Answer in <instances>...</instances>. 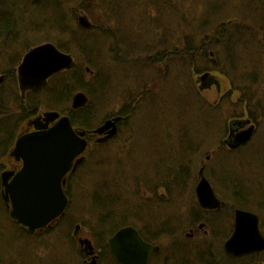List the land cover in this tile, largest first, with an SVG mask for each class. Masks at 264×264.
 <instances>
[{
    "label": "rangeland",
    "instance_id": "1",
    "mask_svg": "<svg viewBox=\"0 0 264 264\" xmlns=\"http://www.w3.org/2000/svg\"><path fill=\"white\" fill-rule=\"evenodd\" d=\"M68 1L70 3L69 14L71 15V11L74 13V18L70 17L74 26L78 25L77 18L82 15L86 16L90 23L92 21L98 25L104 23L103 13H99L94 5L91 6L90 12L86 10L84 12L75 9L80 0ZM215 1L128 0L124 5L127 9H124L118 18L128 35L126 36L129 38V42L128 40L123 41L126 48L118 44V51L123 52L126 59L123 63L121 60L116 62L113 55L109 53V45L101 47L102 72L100 74L105 75L104 78L107 77L105 79L110 80L111 84L114 83V85L106 92L104 98H94L87 111L94 116L97 115L95 120L98 124L92 128L98 127L103 120L108 119V116L114 117L116 114L118 116V111L121 112L127 103L131 108L130 113L126 114L125 122L121 125V133L116 134L115 139L93 147L94 151H89L90 154H88L89 152L86 154L84 163L71 180L72 203L67 217L60 224L49 227L45 233L41 232L35 237L24 236L23 234L20 236V231L24 233L21 227L13 223L10 224L8 221H4L0 225V233L5 237L4 242L8 241L13 249L16 247L20 251L27 249L24 251V256L28 258L25 259V262L28 260L32 261V264H82L77 258L76 249L79 248L72 236L75 226L80 224V236L89 238L97 251L96 264H112L109 256L103 250L104 240L98 239V237L97 240L92 233L98 231V229L93 230L97 215L93 214L95 210L92 198L96 202L95 192L101 190L104 194V189L105 191L110 190L112 193V188L118 194V205L126 202L127 206H131V209L120 207L118 217L127 218L128 222L125 223L137 226L154 244L162 246L164 251H168L169 247L175 244L182 248L187 247V245L204 247L223 244L229 236L231 217L220 216V214L215 216L203 214L204 217H209L212 220V226L218 235L215 237L196 236L194 239H188L186 233H189V230L186 228L197 211L187 200L175 204L174 211L172 209L168 211V205L174 200L171 201L172 198L165 189H160L157 192L159 199L156 203L158 204L150 207L148 215L142 213L141 208L146 202L143 192L156 187L161 188L167 183V178L163 177L160 172L158 174H156L157 172L143 174L146 170L153 169L151 164L154 163L156 166L155 159L163 155V153L158 152L164 151L163 148L167 147L170 148L169 162H171L174 151L177 152L175 158L179 156V151L185 155L190 153V158L186 161V171L190 172L194 169L193 177L196 176V179L198 168L202 163L213 166L214 169L218 167V170L221 167L232 168V172L228 170V175L233 177V183L236 186L233 187L232 185L227 190L223 189L229 193L234 190L232 197L229 196V206L234 207L236 205L259 209L264 224V200L261 201L258 198L260 193L264 194V118L259 122L256 136L244 148L234 152L222 148L220 141L224 138L227 122L233 117H246L242 102L248 99V94L243 93L244 97L238 101V94L235 93L232 97L235 101L234 103L232 101V106L220 107L219 104L213 103L217 100L218 95L215 90L211 92L197 91L194 82L199 76L192 73L194 68L212 72V58L205 49L217 51L225 47V40L235 28V26L230 27L231 24L230 26L227 24L235 16V4L252 5L257 3L264 9V0H258L259 2L257 0H220L221 5H231L230 11L232 12L228 8L223 9L222 12L212 11L219 5ZM153 3L163 5L157 6L160 8L159 12H156L155 8L152 7ZM244 6V10L240 13L242 17L249 18L254 14L255 9L260 16L264 11L261 12V7ZM259 18L254 17V23L251 22V24L245 22L247 19L242 23L245 22L246 25L253 26L258 23ZM221 23L225 25L220 27L219 24ZM26 26L28 24L16 34L17 41L14 51H12V46L0 44V64L3 63L4 69L10 68L11 56L16 58L12 70L16 76L17 88L15 82L13 83L8 79H3L0 84V96L6 98V101L11 104L15 102L16 93L14 92V95L13 91L21 94L17 81V67L26 53L25 44L37 45L44 42L43 32L39 28ZM263 27L262 23H258L255 25V31L259 32L261 29L264 31ZM242 32L243 36L250 40L251 36L244 30ZM215 35L216 37L222 36V41L217 45L215 41L214 44L213 42L209 43L215 40ZM241 46L240 44L239 47ZM190 47H192V51L189 52ZM238 49L240 52L237 50L235 57L237 60L239 59L240 63L245 64L248 58L240 48ZM70 55L75 65H78L77 57L73 53ZM224 55L222 51V56ZM254 60L263 63L264 53H257ZM239 61H237L238 64ZM80 62L86 68L84 81L89 84L95 78V71L89 70L87 62L83 63L81 57ZM235 67L234 70H231L232 72L235 71ZM103 69L106 74L103 73ZM249 69L251 73H253L252 71L261 72V66L257 62L249 64ZM250 71L246 73L244 70L241 75L240 72H235L227 77L219 74L218 78L223 86L231 83L233 79L235 84H247L249 83L248 79H250ZM254 79H258L255 83L261 87V92L257 91L254 98L256 97L264 110V72L258 74V77L255 76ZM139 96L140 99H138ZM8 106L9 112L18 113L9 103ZM45 113V111L40 110L39 114ZM21 124L22 132L26 128V123L23 124L22 122ZM153 135H155V139H153ZM192 136L200 138L199 143L193 145ZM169 140L170 145H166L165 143ZM188 144L192 146H186ZM208 155L211 159L206 162L205 157ZM0 165L1 167L4 166L0 170L1 175V172L9 167L7 158H3ZM177 165V163L171 165L173 172L176 171ZM131 166L138 167L135 170H130ZM114 169H118V175H121L118 177V187L115 185V181L110 179L113 177ZM233 171H238V173ZM136 173L137 178H139L138 182H135V177L130 179L132 178L130 175ZM168 175L172 176V174ZM214 175L219 177L218 181H221L222 178L225 180V177L217 171ZM227 179L229 180V178ZM217 187L219 188V186ZM113 196L114 201H117V197ZM163 196L167 199H163ZM174 212L177 214L173 215ZM161 224L172 230L171 236L156 237V232H158V227ZM7 254L8 252L6 254L4 251L0 252V257L3 258L5 264L9 262ZM158 259V264H162V256Z\"/></svg>",
    "mask_w": 264,
    "mask_h": 264
},
{
    "label": "trees",
    "instance_id": "2",
    "mask_svg": "<svg viewBox=\"0 0 264 264\" xmlns=\"http://www.w3.org/2000/svg\"><path fill=\"white\" fill-rule=\"evenodd\" d=\"M29 1L0 0V44L3 43L6 46H12V51H14V46L17 41V32L23 30V26L28 24V26L26 27H37L41 32H43L42 35L44 42L40 44L51 43L63 53H73L77 57L79 64L75 65L74 68L70 71L55 75L48 81L46 87L41 92H38L36 94L28 93L27 98L24 102L21 100L19 93H17L15 90L13 91V93H16V95L14 93L15 102H13L12 104L9 101H6V98L0 96V162L1 160H3L4 156L12 146L18 129L20 125H22L21 123L31 118V116L35 115L40 110H43L45 112H58L61 115H66L70 118V121L74 126L86 129H91L93 126H96L98 124L95 120V118H97V115H92L91 112L87 111V109L91 105L94 98H104L106 92L110 90L114 85V83L111 84L110 80L108 81L107 79H105L107 77L104 78L105 75L103 76V74H100L102 72V64L100 60L102 54L100 52V49L101 47L109 45V53L113 55V58L116 62H118V60H121V62L123 63L126 59L124 53L118 51V44L122 45L123 48H126V45L123 41L128 40L129 38L125 33L122 22L119 20L118 16L123 13L124 9H127V7H125L124 5L128 0H80L77 7L75 8L76 10L80 9L84 12L85 10L90 12L92 10L91 6L94 5L99 13H103L104 23L102 25H98L95 24L94 21H92L91 27L89 29H83L78 25L74 26V24L72 23L73 21H70V17L74 18V13L73 11H71V15L69 14L68 7L70 6V3L68 0ZM215 3H218L219 5L216 8H213L212 11L222 12V10L225 8H228V10L230 11V7H232L229 4L221 5L222 2L220 0H216ZM158 5L162 4H152V7L155 8L156 12H159L160 9L157 7ZM244 5H247L250 8L261 7L257 3L252 5L243 3H240L238 5L235 4L236 13L234 14L236 20L239 19L240 10H244ZM134 8H136L135 5ZM262 11L263 8L261 7V12ZM25 16L27 19L25 18ZM196 23L197 21L195 22V24ZM34 24L37 25L32 26ZM58 37L61 39H59ZM25 45V48H27L26 52L30 48L37 46L31 44ZM190 51H192V47H190L189 52ZM80 57L82 58L83 63L87 62L89 70L92 69L93 71H95V78L92 79L89 84L85 83L84 81L86 68H84L83 64L80 62ZM15 60L16 58H14V56L10 57V68H8L7 70L3 68V63L0 64V76L3 75L4 79H8L13 83L15 82L17 88L16 76L14 71L12 70L13 66L16 63ZM103 73L106 74L104 69ZM220 74L224 77L226 76V73L220 72ZM76 91L84 92L88 98V103L83 108L73 110L71 109V102L73 94H75ZM8 103L12 107H14L16 111H18L17 114L15 112H9ZM124 107L125 108L121 109V112L118 111V114L122 115L125 119V116H127L126 114L130 113L131 108H129L128 103L125 104ZM115 116H117V114ZM110 117L112 116H108L107 118ZM123 122H125V120H123ZM197 143L198 141L192 140L193 145ZM186 146L192 145L188 144ZM176 153L177 152L175 151L172 152L171 162H168V164L171 165L174 163L178 164L176 171L173 172L171 168L170 172L162 173L163 176L165 175V177L167 178L166 181L168 182V186H170V188L172 187V185H170L171 183L176 181V179L179 180L180 172L186 169V161L190 158V153H187L185 155L182 151H179V156L175 158ZM2 167L0 165V170ZM137 167L138 166H131L130 170H135ZM157 170L158 169H155L153 173L157 172L156 174H158V172L160 171ZM137 173L133 175V177H135V182H138L139 180V178H137L136 176ZM148 173L152 174V170H146L143 175H146ZM168 174H172V176ZM112 175L113 177H108H110L111 180L115 181V185L118 187V177L121 176L118 175V169H114ZM125 175L123 176L125 177ZM155 189H157V187ZM112 190V193H110V190L105 191L103 189L104 194H102L101 190L95 192L96 194H94V196L97 200L96 202L92 198V204L95 210L94 212H92L95 216L97 215V219H95L96 224L93 230L98 229V231H93L92 233L96 239L98 237V239L102 238L104 240L103 250L109 256L112 264H116L109 253L107 238L111 237L118 228L130 225L129 223H125L128 222L127 218L118 217V212L120 207L131 209V206H127L126 202L118 205V194L114 192V188H112ZM113 195L117 197V201H114V199L112 198L114 197ZM156 202L154 205L158 204ZM150 207L151 206L144 203L143 207L141 208L142 213L148 215V209H150ZM4 221H8L10 224L13 223L19 226V223L17 224V222L15 223V221L10 219L8 210L3 203L0 191V225L3 224ZM131 226L137 228L142 233L145 240L151 242V239L147 237L137 226ZM101 232L102 234H100ZM18 233H16V235H18ZM172 233V230L168 229L167 226H162L161 224L158 227V232H156V237H168L169 235L171 236ZM22 234L24 236L26 235L20 231L19 235L21 236ZM97 234L100 235L98 236ZM4 238L5 237H3L0 233V252L4 251L5 254L8 252L6 256L9 258V262H7V264H18V260L19 264H32V261L30 262L27 260V262H25V259L28 258L24 256V251H27V249L22 251H20L18 247L13 249V247L8 244L9 242L7 240V242L3 241ZM0 264H5V262H3V258L1 257Z\"/></svg>",
    "mask_w": 264,
    "mask_h": 264
},
{
    "label": "flooded vegetation",
    "instance_id": "3",
    "mask_svg": "<svg viewBox=\"0 0 264 264\" xmlns=\"http://www.w3.org/2000/svg\"><path fill=\"white\" fill-rule=\"evenodd\" d=\"M260 1H263V0H260ZM242 11L243 9L240 10V13ZM256 13L257 12L255 9L254 14H252L249 18L242 17L239 15L238 20H236L234 16V18L231 21L229 20L227 22L229 26L230 24H232L230 27L235 26V29L232 32L231 37L229 36L228 39L225 40L226 45L223 49H218L217 51L215 49L213 51H210V49H205L208 51V55L212 58V62H213L211 63L212 69H213L212 72L210 70H198L197 68H194L192 72L194 75L199 76L198 78L195 79V82H194V85L196 86L197 91L211 92L212 90H215V92H217L218 95H217V100L213 103L219 104L220 107L229 106V105L232 106L233 103L235 102L232 99L233 94L235 93L238 94V98H237L238 101L244 97L243 93L248 94V97H247L248 99L242 102L243 110H245L244 113L246 117L237 116V117L231 118L227 122L225 131H224V138L220 141L221 147L230 152L238 151L239 149L244 148L247 144H249L258 132L259 122L264 118V110L262 106H260V102L256 99V97L254 98V94L257 91L261 92L260 85L255 83L257 82L258 79H254V77L255 76L258 77V74H260L261 72L262 73L264 72V62L262 63L260 61L254 60L255 55L257 53H260V54L264 53V31H262V29L259 32L255 31L256 24L262 23L264 25V11L262 13V16ZM254 17H260L258 23H256L253 26H248L245 24V22L246 23L250 22V24L251 22L254 23L253 21ZM245 19L247 20L244 23H242V21H244ZM224 25H225L224 23H221L220 27ZM244 27L248 29L246 30ZM242 30L246 31L251 36L250 40H247V38L243 36ZM219 33L222 35L224 34L222 32H219ZM221 38L222 36L216 37L215 35L214 37L215 40L209 43L213 42L214 44V41H215L217 45L222 41ZM240 44L242 45L241 47H239ZM238 48H240V50L248 58L245 61V64H243V62L240 63L239 59L237 60L235 57V53L237 52V50L239 51ZM260 48H262V50H260ZM222 51L225 54L224 56H222ZM237 61H239V64ZM254 62H257L260 64L261 66L260 73H258L257 71H252L253 73H251L249 69V64H254ZM234 67L236 69L234 72H232L231 70H234L233 69ZM244 70L246 73L250 71V74H249L250 79H248L249 83L235 84L234 79H233V81L231 83H228L227 85L223 86L220 84V81L218 78L221 75L220 72L226 73L225 77H227L229 75H233L235 72H240V75H241V72H243ZM235 81L237 82L238 80H235ZM28 93H33V92H26L23 96L22 94L19 93L21 100L23 102L27 98ZM33 94H36V93H33ZM39 113L40 111L36 113L35 115L31 116V118L23 122V124L26 123V128L23 129V131L25 130L24 134H22L23 131L21 132L22 130L21 127H19L16 137L14 139V142L4 157V158H7V164L9 167L4 169L1 173L6 172L12 175L7 180L9 184L14 179L15 175L18 172H20L23 168V160L21 158H16L15 156L11 154L13 152L15 143L17 139L20 138L21 136L36 132L39 128L44 126L45 121L42 119L43 115H40ZM113 118H119L118 122L116 123L117 132H118L117 134L119 135L121 133L120 129H121V125L123 123L124 117L118 114V116L110 117L108 119L112 120ZM108 119L103 120V122L98 127L91 128L90 131L89 129H86V128L74 126L71 122L75 130L84 131L86 133L84 139L87 142V148L84 151V153L74 161L73 165L70 167V170L68 171V173L65 175L63 179L64 183L62 185V190L68 200V206L66 210L64 211L63 216L54 220L45 229L37 231L35 233L29 234L27 230L19 224V226L21 227V229L26 235H28L29 237H35L41 232L45 233V231H47L49 227L60 224L61 221H63L67 217L69 213L68 210L72 203L71 195H70L71 180H73L74 175L78 172V170L81 168L82 164L84 163L86 154L89 151L93 152L94 151L93 147L102 145L104 143H108L111 140L115 139V137L117 136L115 135V137L113 138H107L108 136L107 133L99 135L94 132L96 129L100 128ZM53 125L54 123H50L48 125V128H51ZM248 130L252 131L249 141L244 144H237L236 142L237 137H239L241 134L245 133ZM153 139H155V135H153ZM192 140L198 141L199 143L200 138L192 136ZM165 144L170 145V140L167 141ZM163 149L164 151L158 152V153H163V155L155 159L156 166H154V163L151 164V167H153L152 172L155 169H158L160 173H163V172L166 173V172L171 171V168H172L171 164H168L170 148L167 147ZM90 152L88 154H90ZM166 152L168 153V155ZM80 158H81V163H79L76 166L75 163ZM210 159L211 157L209 155L205 157L206 162H209ZM213 169H214L213 166L211 167L206 163H202L197 171V179H196V176L193 177L194 169H192L190 172L186 171V169L182 170L180 172L179 180L175 178L176 181L170 184L172 185L171 188L170 186H168V182H167L166 183L167 185L162 184L163 186L161 188L157 187V189L152 188V189H148L144 191L143 197L146 199V202L144 203L152 207V205L155 204L157 199H159V197L157 196V192H159L160 189H165L167 194L172 198L171 201L174 200L172 203L168 205V211L169 210L171 211V209L174 211V209L176 208L175 204H178V202L180 201H186V200L191 205H193L194 209L197 211L196 214L194 213L191 222L186 228L189 230V233H186V236L188 237V239H194V237L196 236L215 237L216 235H218L217 231L214 230L212 226L213 225L212 220L209 217H204L203 214H206L207 216L208 215L215 216L217 214H220V216L225 215L226 217H231L230 224H229L230 227H229L228 238L221 245L204 246V247L187 245V247H184V248L180 247L179 245H171L168 251H164L162 246L156 245L152 241L150 242V241L145 240L142 233L137 228L132 226L135 229H137V231L139 232V234L141 235V237L143 238L145 242L151 244L152 246L159 248L158 253L154 254L150 258L149 264H158V260H159L158 258H160L161 256L163 258L162 264H264V251L255 252V253L244 255L241 257H237V258L231 257L225 252L224 245L226 241L234 233V229H235L234 222H235L236 210H242V211L256 215L258 218V222H259V230L262 233L263 237H264V224L262 222L261 212L259 211V209L252 208V207H240L236 205L234 207L229 206L228 204L229 196L232 197V195L234 194V190H232L231 193H229L228 191L225 192L224 190H227L232 185L233 187L236 186L233 183V177L228 175L229 171L232 172V168L221 167L218 170V167H216L214 171ZM215 170L218 173H221V175L225 177V180L224 178H222L221 181H218L219 177H216L214 175L216 173ZM233 172L238 173V171H233ZM130 176L132 177L130 178L131 180L134 179L133 175H130ZM163 177H165V175ZM227 178H229V180ZM215 179L216 181H214ZM203 180L207 182V184L209 185L212 191L213 198L211 199L214 204V207L202 208L199 203L197 189L200 185H202ZM226 183H228V185H226ZM217 186H219L220 189ZM263 196L264 194L260 193L258 198L261 201H263L264 200ZM163 199H167V198L163 196ZM3 203L5 207L7 208L6 203L4 201ZM7 210L9 213L10 211L9 208H7ZM176 214L177 212L173 213V215H176ZM126 226H131V225H126ZM80 231H81V225L77 224L72 232V236L75 239L77 246L79 248L78 250L76 249V255L82 264H90L92 257H95L97 259V251L93 247L94 254L93 255L89 254V251L87 250L86 245L84 244V241H90V240L87 237L86 238L81 237Z\"/></svg>",
    "mask_w": 264,
    "mask_h": 264
},
{
    "label": "water",
    "instance_id": "4",
    "mask_svg": "<svg viewBox=\"0 0 264 264\" xmlns=\"http://www.w3.org/2000/svg\"><path fill=\"white\" fill-rule=\"evenodd\" d=\"M77 21L78 26L83 29L91 27L84 15L78 16ZM74 66L72 56L59 51L51 43L32 47L17 67V81L22 96L26 92L41 91L51 77L62 71L72 70ZM3 79L1 76L0 84ZM87 103L85 93L77 92L72 97L71 109L83 108ZM42 119L45 121L44 126L18 138L11 153L23 160L22 170L10 184L7 182L12 176L10 173L3 172L0 175L1 197L10 210L9 217L23 226L29 234L45 229L63 216L68 206L62 190L63 179L74 161L87 148L84 139L86 133L75 130L68 116H62L58 112H46ZM118 119L107 120L94 132L99 135L107 133V138H113L117 134ZM50 123L54 125L48 128ZM251 133L248 130L237 137V144L248 142ZM79 163L81 158L75 165ZM197 193L202 208L214 207L212 191L206 181H202ZM234 224V233L224 245L229 256L237 258L264 251V237L259 230L256 215L236 210ZM84 244L89 254L93 255L92 243L84 241ZM107 246L116 264H149L150 258L159 251L158 247L145 242L132 226L117 229L108 238ZM90 264H96L95 257H92Z\"/></svg>",
    "mask_w": 264,
    "mask_h": 264
}]
</instances>
